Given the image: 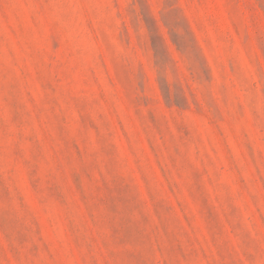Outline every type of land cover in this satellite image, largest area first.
Returning <instances> with one entry per match:
<instances>
[{
    "label": "rangeland",
    "instance_id": "1",
    "mask_svg": "<svg viewBox=\"0 0 264 264\" xmlns=\"http://www.w3.org/2000/svg\"><path fill=\"white\" fill-rule=\"evenodd\" d=\"M0 264H264V0H0Z\"/></svg>",
    "mask_w": 264,
    "mask_h": 264
}]
</instances>
